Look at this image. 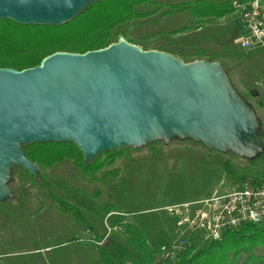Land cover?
Returning <instances> with one entry per match:
<instances>
[{
	"label": "rangeland",
	"instance_id": "374dc122",
	"mask_svg": "<svg viewBox=\"0 0 264 264\" xmlns=\"http://www.w3.org/2000/svg\"><path fill=\"white\" fill-rule=\"evenodd\" d=\"M150 1L135 11L162 7L152 16L120 26L126 41L142 50L173 52L183 62L212 58L226 74L231 89L255 115L257 139L264 147V49L245 51L235 42L241 35L237 13L231 9L221 17L197 18L180 6L224 0ZM169 4L178 6L170 8ZM175 29L181 30L170 33ZM261 145L249 152L217 151L188 137H156L145 144L113 149L121 151L119 156L105 162L93 176L69 159L39 168L40 179L14 165L6 182L11 194L0 202V264L128 263L135 252L116 227L109 225L101 207L109 204L123 212L125 221L138 225L157 247L184 230L166 215L164 206L229 192L244 181L260 178L264 175ZM97 156L100 160L106 157L101 152L92 160ZM112 169L117 171L115 177L107 174L106 179H100ZM54 198L78 207L86 222L59 212ZM53 242L61 245L45 252L28 251ZM254 253L264 256L262 249Z\"/></svg>",
	"mask_w": 264,
	"mask_h": 264
},
{
	"label": "water",
	"instance_id": "95a60500",
	"mask_svg": "<svg viewBox=\"0 0 264 264\" xmlns=\"http://www.w3.org/2000/svg\"><path fill=\"white\" fill-rule=\"evenodd\" d=\"M93 1L0 0V19L59 25ZM257 127L217 62H183L122 37L83 53L55 51L22 70L0 67V202L11 194L12 166L39 175L23 144L70 142L85 162L156 137L249 152L262 144Z\"/></svg>",
	"mask_w": 264,
	"mask_h": 264
},
{
	"label": "trees",
	"instance_id": "16d2710c",
	"mask_svg": "<svg viewBox=\"0 0 264 264\" xmlns=\"http://www.w3.org/2000/svg\"><path fill=\"white\" fill-rule=\"evenodd\" d=\"M230 1L224 0L220 4L194 1L180 6L190 10L197 18L221 17L231 11ZM150 2L95 0L72 19L59 25H23L0 19V67L22 70L37 65L44 56L55 51L83 53L105 47L117 41L119 37L128 41L125 32L119 27L134 18L152 16L162 7L159 4L152 10L135 11V7ZM168 6L176 8L178 4ZM180 30L175 29L170 33ZM207 61H212V58ZM21 148L26 158L39 168L50 167L54 163L69 159L82 172L91 176L105 162H113L121 152L104 151L106 157L103 160L97 156L85 163L80 151L70 142L29 143L21 145ZM24 172L26 173L25 170ZM107 174L115 177L117 171H107L100 179H106ZM36 178L41 177L38 175ZM54 201L59 211L72 214L75 221L86 222L78 207L60 199L54 198ZM100 211L104 216L108 215L109 225L116 227L134 250L135 254L128 259V264H164L158 257L157 247L138 225L125 221L123 212L109 204L101 207ZM194 248V245H191L184 253L179 254L176 264H264V256L254 253L257 249L264 250V226L247 224L239 229L224 232L219 239L204 244L198 250ZM124 259H127L126 256Z\"/></svg>",
	"mask_w": 264,
	"mask_h": 264
},
{
	"label": "built area",
	"instance_id": "2783aa9c",
	"mask_svg": "<svg viewBox=\"0 0 264 264\" xmlns=\"http://www.w3.org/2000/svg\"><path fill=\"white\" fill-rule=\"evenodd\" d=\"M241 35L235 42L242 50L264 49V0H231ZM166 215L184 230L157 246L161 261L175 259L188 247L203 246L219 239L228 230L247 224L264 226V175L244 181L229 192L196 201L163 207Z\"/></svg>",
	"mask_w": 264,
	"mask_h": 264
},
{
	"label": "crops",
	"instance_id": "0c3cea01",
	"mask_svg": "<svg viewBox=\"0 0 264 264\" xmlns=\"http://www.w3.org/2000/svg\"><path fill=\"white\" fill-rule=\"evenodd\" d=\"M183 203V202H182ZM59 211V210H58ZM145 211V210H144ZM59 212H61V211H59ZM61 213H63V212H61ZM65 214V213H64ZM141 225H143L144 226V224H142L141 223ZM147 235V237H149V235L148 234H146ZM153 240V239H152ZM56 243V244H55ZM58 242H53V243H49V244H43V245H41V246H36V247H34L33 249H31V250H28V251H31V252H45L46 250H49V249H51V248H55L57 245H61V243H58ZM125 264H128V263H125Z\"/></svg>",
	"mask_w": 264,
	"mask_h": 264
}]
</instances>
